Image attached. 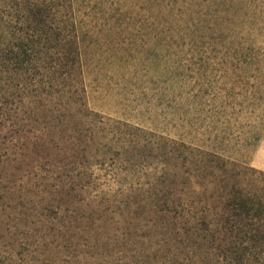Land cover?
<instances>
[{
    "label": "rangeland",
    "instance_id": "374dc122",
    "mask_svg": "<svg viewBox=\"0 0 264 264\" xmlns=\"http://www.w3.org/2000/svg\"><path fill=\"white\" fill-rule=\"evenodd\" d=\"M66 7L82 80L0 74V264H221L185 214L264 198V0Z\"/></svg>",
    "mask_w": 264,
    "mask_h": 264
},
{
    "label": "trees",
    "instance_id": "16d2710c",
    "mask_svg": "<svg viewBox=\"0 0 264 264\" xmlns=\"http://www.w3.org/2000/svg\"><path fill=\"white\" fill-rule=\"evenodd\" d=\"M70 1L0 0V21L5 22L12 32V40L0 50V74L10 70L15 72L7 76L12 80L13 89L30 90L38 96L39 87L48 85L42 86L45 94L41 100L51 97L57 88L53 82H37L35 77L42 75L41 70L72 83L82 80L81 40L68 31L71 17L63 14ZM27 71L34 74L28 75ZM67 86L62 84L61 88L67 89ZM222 187L228 189L223 184ZM245 195L236 192L227 199H221L218 194L216 200L224 204L223 216L210 212L209 218L195 202L187 206L185 216L192 222L189 227L192 236L212 232V241L215 240L213 236L227 238L222 241V246L227 244V248L222 250L221 264H264V198L254 199ZM235 223L240 226L238 235L234 232Z\"/></svg>",
    "mask_w": 264,
    "mask_h": 264
}]
</instances>
